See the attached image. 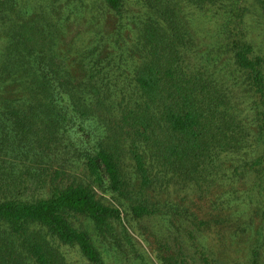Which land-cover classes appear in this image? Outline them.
<instances>
[{
	"label": "trees",
	"instance_id": "obj_1",
	"mask_svg": "<svg viewBox=\"0 0 264 264\" xmlns=\"http://www.w3.org/2000/svg\"><path fill=\"white\" fill-rule=\"evenodd\" d=\"M252 30L264 0H0V264H264Z\"/></svg>",
	"mask_w": 264,
	"mask_h": 264
},
{
	"label": "rangeland",
	"instance_id": "obj_2",
	"mask_svg": "<svg viewBox=\"0 0 264 264\" xmlns=\"http://www.w3.org/2000/svg\"><path fill=\"white\" fill-rule=\"evenodd\" d=\"M252 36L254 37L255 39V42H256V45H261L263 43V37L260 36V37H256V33H255V30H252ZM263 50H264V47H263ZM23 193H27V194H32L34 191L32 189H22L21 190ZM6 193H10V192H6ZM4 194V193H3ZM37 194H45L44 191H42L40 189V191H38ZM64 251L69 259V261L72 263V264H89L88 261H86L82 255L80 254V251L77 249V248H73V247H70V246H65L64 247Z\"/></svg>",
	"mask_w": 264,
	"mask_h": 264
}]
</instances>
